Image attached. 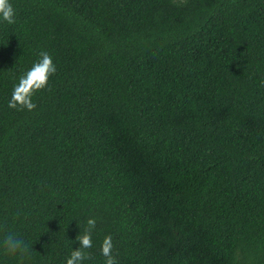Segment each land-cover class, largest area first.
Returning a JSON list of instances; mask_svg holds the SVG:
<instances>
[{
    "label": "trees",
    "instance_id": "1",
    "mask_svg": "<svg viewBox=\"0 0 264 264\" xmlns=\"http://www.w3.org/2000/svg\"><path fill=\"white\" fill-rule=\"evenodd\" d=\"M0 21V239L92 259L264 264V0H11ZM33 111L8 107L39 58ZM50 89V90H49ZM0 264H18L0 248Z\"/></svg>",
    "mask_w": 264,
    "mask_h": 264
},
{
    "label": "clouds",
    "instance_id": "2",
    "mask_svg": "<svg viewBox=\"0 0 264 264\" xmlns=\"http://www.w3.org/2000/svg\"><path fill=\"white\" fill-rule=\"evenodd\" d=\"M0 21L8 24L16 22V9L11 0H0ZM57 67L53 57L47 51H41L39 58L32 66L19 76L18 82L13 85L11 98L8 107L20 111H33L37 105L33 102V96L48 88L50 78L56 73ZM50 90V89H49ZM79 234L75 237L79 246L73 248L66 259V264H85V261L91 260L90 250L93 248L92 235L97 227L95 217L88 218L83 227L79 223ZM0 232H4V226L0 225ZM0 248L12 257H15L18 264H26L33 254V246L12 232H6L0 239ZM113 237L105 235L100 244V253L104 257V264H120L117 256L113 254Z\"/></svg>",
    "mask_w": 264,
    "mask_h": 264
}]
</instances>
